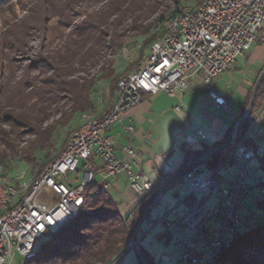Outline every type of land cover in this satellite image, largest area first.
<instances>
[{
  "label": "trees",
  "instance_id": "obj_1",
  "mask_svg": "<svg viewBox=\"0 0 264 264\" xmlns=\"http://www.w3.org/2000/svg\"><path fill=\"white\" fill-rule=\"evenodd\" d=\"M14 1L0 0V13L9 16L6 8ZM204 1L29 0L27 8L22 9V17L5 19L0 29L1 172L12 173L11 167H17L29 177L37 178L60 155L75 117L95 108L93 95L100 84L108 87L110 104L116 100V83L130 68L118 72L119 54L130 45L138 46V59L132 66L140 68L150 46L160 37L162 23L174 17L180 7L193 4L195 9ZM52 20L57 22L56 34L48 39ZM34 41L39 44L37 52L30 47ZM262 103L264 79H261L254 109ZM243 108L244 113L248 102ZM252 123V119H247L238 126L239 140L244 138L251 144L252 138L246 133ZM217 146L189 148L181 166L155 180L151 191L135 197L125 212L106 190L96 184L86 186L80 212L56 231L44 234L40 250L23 264H114L132 251L130 234L161 186ZM228 154V150L216 153L195 167L218 173ZM182 178L183 175L178 177L170 187ZM161 198L135 235L146 264L161 262L140 244L145 228L157 221L154 212ZM256 207L264 214V199ZM247 234L250 235L247 241L240 237L224 252H229L228 257L221 255L220 264H264V222ZM156 237H165V243H170L167 232ZM238 244H246L252 250L250 259L242 257L235 247Z\"/></svg>",
  "mask_w": 264,
  "mask_h": 264
},
{
  "label": "built area",
  "instance_id": "obj_2",
  "mask_svg": "<svg viewBox=\"0 0 264 264\" xmlns=\"http://www.w3.org/2000/svg\"><path fill=\"white\" fill-rule=\"evenodd\" d=\"M263 25L264 0H205L195 9L180 7L174 17L167 18L141 67L117 81V97L111 108L99 116L84 113L60 155L37 178L25 171L12 174L0 170V264H10L14 255L24 262L33 259L43 235L56 231L80 212L88 185L107 190L123 176L135 197L150 192L154 180L142 170L140 150L122 146L125 159H120L109 132L126 120L124 131L132 133L130 113L143 98L159 92L183 97L192 76L201 77L208 97L218 109H224L226 101L213 88V80L230 71L252 44L263 41ZM257 121L261 122L254 136L257 145L244 138L237 140L234 130L225 177L215 182L211 175L188 173L183 186L192 197L191 204L176 219H161L173 236L181 263L220 264L221 255L236 242L228 236L250 230L239 218L238 209L257 173L264 178V106L251 131ZM196 137L207 142L201 132ZM160 159L167 161L164 155ZM78 174H82L79 182L71 179ZM210 189L217 201L212 208L206 204ZM259 191L264 197V182ZM257 202L254 197L252 203Z\"/></svg>",
  "mask_w": 264,
  "mask_h": 264
},
{
  "label": "crops",
  "instance_id": "obj_3",
  "mask_svg": "<svg viewBox=\"0 0 264 264\" xmlns=\"http://www.w3.org/2000/svg\"><path fill=\"white\" fill-rule=\"evenodd\" d=\"M261 33H264V25L260 31V36ZM261 37L263 38L262 42L252 44L246 54L243 57H240L245 63V80L239 86L237 85V94L242 99L240 108L233 110L232 100L224 98L218 88V85L216 84L222 80L223 76H226V74H229L236 69L239 59H237L235 65L230 71L222 73L213 80V88L226 101V107L224 109H218L209 97L204 98L199 96L197 98V111L199 116L208 121L211 125L212 131L216 133V135L213 136V139H208L202 134L208 140L207 146L223 144L227 139L232 126L243 115V107L247 93L246 91L250 88L256 77H258L264 70V56L262 54H258V45L264 43V37ZM200 88L204 89L201 77L192 76L188 80V86L183 97H181L178 93H176L174 97H169L165 93L159 92L155 95L143 98V101L130 113V120L132 121L134 131L132 133L124 131V127L128 123L126 120H122L109 132V135L113 137L116 143V156L122 160L125 159V156L120 150L122 146H130L139 149L142 154V170L154 181L158 180L163 175L172 173L178 169L184 161L185 153L189 148L198 150L206 145L198 140L197 137V140L192 142L190 137L184 136L183 133L180 132L170 146L159 147L161 136L155 135L153 128H155L159 119H166L167 116H171L173 118L171 125L178 127L181 131L184 130L187 125L183 122L180 115L186 113L188 107L186 108L185 106L191 102L190 97L195 93H198ZM112 105L113 104L109 106V109ZM177 106L180 107L179 111H175V107ZM213 108L229 114L230 117L228 116V122L224 123L221 120L219 121V119H215V112ZM260 127L261 122L257 121L253 131L251 132V144L253 146L257 145V141L254 136L255 132L258 131ZM222 128L223 130L220 132ZM197 132L201 131L198 130ZM162 155L167 158L166 162L161 161L160 156ZM258 176H261V174L259 173ZM175 186L178 185L176 184L172 186V188ZM172 188L168 189L162 196L160 204L154 212L155 217L167 215V218H173L176 214L180 213L181 205L179 202L182 195L177 197L174 196ZM109 190H113L124 195L125 201L122 203L115 202L112 199L115 203L120 205L121 211L125 212L130 209L131 205L134 203L135 196L128 189L127 182L123 176H119L115 181H113L106 191L108 192ZM168 191L171 192V194L168 193ZM209 204H213V200L210 199ZM134 257V254L130 251L114 264H129L133 261ZM160 260V264L168 262L166 256L162 257Z\"/></svg>",
  "mask_w": 264,
  "mask_h": 264
},
{
  "label": "rangeland",
  "instance_id": "obj_4",
  "mask_svg": "<svg viewBox=\"0 0 264 264\" xmlns=\"http://www.w3.org/2000/svg\"><path fill=\"white\" fill-rule=\"evenodd\" d=\"M28 2L29 0H16L12 2L11 4H9V6L6 8V10L10 13L9 16L11 18L22 17L23 15L22 9L27 8ZM185 6L193 7L194 5L187 4ZM4 13L5 12L0 13V29L2 28L3 21H5V19H9L8 18L9 16L5 15ZM76 22L77 20H75L74 23ZM56 23H57L56 20H52L49 23L50 32L47 35L48 39H52L54 35L56 34L54 32ZM261 36L264 37V33H261ZM38 46L39 44L36 41L30 43V47L33 49L34 52H37ZM258 46H259L258 54H262L264 56V43ZM137 47L133 48L130 45V48L124 49L119 54V56L117 57V70L119 73H122V71L126 67H129V66H130L129 70H127L124 75L134 70H137L139 68L137 65L132 66V64H134L138 59ZM238 59L239 61L236 65V69L230 72L229 74H226V76H223L222 80L216 83L218 85L219 90L221 91L222 96L228 100H232L233 110H235L236 108L237 109L240 108L242 104V99L237 94V87L245 80V74H244L245 63L243 62L241 58H238ZM258 77H256V79L252 82L250 88L246 91L247 93H246L245 103L248 102V105H249V100H250V96H251L254 84L256 83ZM262 79H264V76L262 77ZM205 92L206 91L204 89L200 88L198 93H195L193 96H191L190 97L191 102H189L185 106L186 108L188 107L186 110V113L180 115L183 122L187 125L184 130L181 131L178 127L171 125L173 121V118L171 116H167L166 119L158 120L155 128H153V132L155 133V135L161 136V142L159 144V147L170 146L171 143L176 139V136L180 132L183 133L184 136L190 137L192 142H195L197 140L195 134L198 130L201 131L202 134L205 135L206 138L208 139L214 138L213 136L216 135V133L212 131L210 123L206 121L204 118L200 117L197 111V104H198L197 98L199 96L207 98L208 97L206 94L207 92L206 93ZM261 96L263 95L261 94ZM93 99L95 101V108L92 111H90V113H92L95 116H99L100 114L107 111L109 109V106L111 105L109 102L110 100H109L108 87L106 85L100 84L98 91L93 95ZM263 106L264 104L262 103L260 106L254 109L255 107V104H254L252 113L247 119H250V120L252 119L254 123V121L260 116ZM213 110L215 112V115H214L215 119H219V121L221 120L224 123L228 122L229 114H226L223 111L215 110L214 108ZM80 119H81L80 116L75 117V120L70 125V129H69L70 132L67 137V140L69 136L78 128ZM222 130L223 128L221 129L220 132H222ZM11 168H12L11 169L12 173L19 171L17 167H11ZM81 176L82 174L71 176V179L76 178L77 182H79L81 180ZM168 193L171 194V192L169 191ZM108 194L115 202L122 203L125 201L124 195L116 191L109 190ZM254 197L260 198L259 188H256L250 191L249 195L242 202V208L239 210V213H238L241 218L246 219L248 222H250V225H251L250 229L264 222V214L260 212L256 206L252 205V199ZM145 230H146V234L140 240L141 246L145 250H147L150 254H152L155 257V259H161L162 257L166 256L168 259V262H163L161 264H176L177 255L176 253L173 252L171 243H165L166 242L165 237L164 239H158L156 237V234L163 232V227L161 225H156L155 227L151 229L145 228ZM247 232H244L240 236L242 237L243 241H247L250 237V235H248ZM240 237L238 239H240ZM41 241L42 240H40L35 247L36 252L40 250ZM235 247L236 249H239L242 257L245 260H248L252 257L253 252L252 250L246 247V244H243L241 246H239L238 244ZM228 255H229V252L223 254L224 257H228ZM23 263L24 261L22 257L18 255H14L13 260L10 264H23ZM129 264H138L136 257H134L133 261L130 262Z\"/></svg>",
  "mask_w": 264,
  "mask_h": 264
},
{
  "label": "water",
  "instance_id": "obj_5",
  "mask_svg": "<svg viewBox=\"0 0 264 264\" xmlns=\"http://www.w3.org/2000/svg\"><path fill=\"white\" fill-rule=\"evenodd\" d=\"M263 76H264V70L259 75V77H258V79H257V81H256V83H255V85L253 87V90H252V93H251V96H250L249 105H248L247 110L243 113L242 117H240L236 121V123L232 126V128H231V130L229 132V135H228L227 139L225 140V142L223 144H221V145H219V146L211 149L210 151H208L207 153H205L203 156L195 159L193 162H191L188 165H186L181 171H179L178 173H176L169 181H167L164 185H162L161 188L156 193V195L154 196L153 201H152L150 207L148 208V210L146 211V213L141 217V219L138 221V223L135 225V227L133 228V230H132V232L130 234V247L132 248L133 254L136 257V259H137V261H138L139 264H146V263H145V260L143 259L142 255H141V252L139 250L137 241L135 240V235L138 232L139 228L142 226V224H143L146 216L151 212V210L153 209V207L157 204L158 200L164 195V193L168 189L172 188V187H170L171 184H172V182L174 180H176L178 177H180L181 175H183V178H182L181 182H179L177 184L178 186H175L174 188H172V193H173L174 196L177 197L179 195H182L181 196L182 198H181V200L179 202L180 205H181V211H180V213L176 214L173 218H167V215L158 216L157 217V221L152 226H150L149 229L155 227L156 225H161L162 226V224L160 222L162 218H166L168 220H174V219H176L177 217H179L183 213L184 208L186 206H188V205L191 204L192 197L189 196V195H187V189L183 186L184 178H185V176L188 173H193L194 175H197V176L211 175L215 182H218L220 179H222V178L225 177L224 167H225V164L227 163V161H229V157H230L231 150H232V148H231V138H232V134H233L234 130H236V138H237V129H238V126L241 123H243L244 121H246L247 118L252 113V110H253V107H254V104H255V100H256V95H257V92H258V89H259V86H260V82H261V79H262ZM251 127H252V125H251ZM251 127L247 131V133H246V135L248 137H251V132H252L251 131ZM237 140H239V139L237 138ZM201 142H203V141H201ZM203 143L205 145H208V140H207V142H203ZM225 150H228L229 151V154H228L227 159L223 163L222 170L220 172L214 174L213 172H204V171L200 170L199 167H195L199 162L203 161L205 158H209V157L215 155L216 153H219V152H222V151H225ZM259 173L261 174V176H258ZM263 182H264V178L262 176V173L261 172H258L257 173V178H256L255 182L253 183L250 191L253 190V189H256V188H259L260 189V187L263 184ZM182 189H183V191H182ZM174 190H178V194H175L174 193ZM250 191H249V193H250ZM249 193L245 196V198L249 195ZM257 198H258V201L261 198L264 199V197H261V196H260V198L259 197H257ZM210 199L213 200V204H209ZM244 199L242 200V202L244 201ZM216 202L217 201L214 198L213 189H210L209 195H208V198H207V203H206L207 204V207L208 208H212L213 206H215ZM257 203H255V204L252 203V205L256 206ZM241 208H242V203H241L240 208L238 209V213H239V210ZM238 216H239V214H238ZM239 218H241V217L239 216ZM241 219L247 223L248 227L251 228L250 222H248L246 219H243V218H241ZM163 232H167L168 235H169V237H170V243L172 245L173 252L176 253V255H177L176 264H183L180 261V255H179V253L174 249L173 236H172V234L168 230L164 229V227H163ZM244 232H246V231L245 230H242L240 233H238V234H236L234 236H232V235L231 236H228V239L237 240Z\"/></svg>",
  "mask_w": 264,
  "mask_h": 264
}]
</instances>
